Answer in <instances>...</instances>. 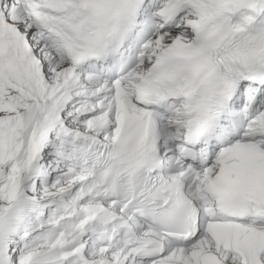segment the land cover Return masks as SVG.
I'll return each instance as SVG.
<instances>
[{"label":"snow or ice","instance_id":"1","mask_svg":"<svg viewBox=\"0 0 264 264\" xmlns=\"http://www.w3.org/2000/svg\"><path fill=\"white\" fill-rule=\"evenodd\" d=\"M0 264H264V0H0Z\"/></svg>","mask_w":264,"mask_h":264}]
</instances>
